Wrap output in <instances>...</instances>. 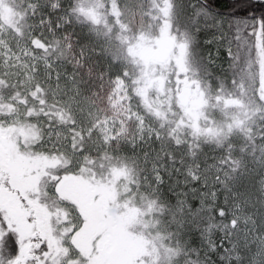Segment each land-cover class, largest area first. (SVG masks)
Instances as JSON below:
<instances>
[{"label": "snow or ice", "instance_id": "1", "mask_svg": "<svg viewBox=\"0 0 264 264\" xmlns=\"http://www.w3.org/2000/svg\"><path fill=\"white\" fill-rule=\"evenodd\" d=\"M0 264H264V0H0Z\"/></svg>", "mask_w": 264, "mask_h": 264}]
</instances>
